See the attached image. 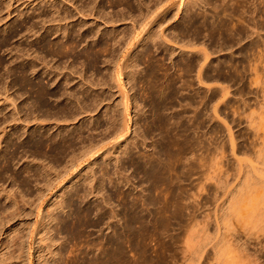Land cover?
<instances>
[{"label":"bare ground","instance_id":"bare-ground-1","mask_svg":"<svg viewBox=\"0 0 264 264\" xmlns=\"http://www.w3.org/2000/svg\"><path fill=\"white\" fill-rule=\"evenodd\" d=\"M67 1L70 2L69 4H72L73 11L70 10L72 8L71 5L69 12L64 11L61 6L60 8L53 5L49 8L47 7L48 9L45 10H33L32 13L35 14L36 12V15L32 16L36 19L30 20L31 18L33 19V17L29 20L24 19V21H22L24 25L23 23L21 24V30H23L22 37L26 40V47L21 48L22 50L17 47V49L7 47L9 48L7 54L10 55L8 67L6 65L7 69L5 71L9 72L11 70L9 67L15 65L22 66V68L20 67V71H18L20 73L18 75L19 79L13 78V81H18L17 83L23 86L25 97L23 98L20 94L19 97L17 96L22 99V105H20L21 107L19 106L20 109L16 107L15 101L17 97L15 101L10 97L12 109L8 111L9 113L3 112L4 109L0 108V114L4 116L3 119L0 120V159H2L3 164L0 165V236L7 235V233H5L7 231L11 234V231L15 229L13 224L16 217L24 215L21 212L23 210V208H20L21 206L24 207V205L27 204L30 206L33 205L34 207L36 206V216L32 222L28 217L22 219L24 223L30 224V231L28 232L27 239L26 234L14 231L10 239H8L10 235L8 234L5 238L0 240V247L3 245L4 249V252L0 254V264H32L33 253L39 252V244L44 240H47V243L44 244L45 247L47 246V250L43 254L39 252V257H42L43 264H125L126 259L124 258L126 257L123 256V253L126 250L124 251L125 247H123V241H125L126 237L121 238L122 236L119 234V231L116 232L118 227L116 229L111 226L113 219L116 224L120 222L117 213L121 210L117 207L119 211L117 210L118 212H116L114 210L116 207H109V204L112 203V199L109 194L107 195V193H105V182L109 185L111 184V187L115 184L124 183L123 185L127 184L129 186L130 184L133 186V190L135 188L139 189V195L137 193L133 194V192L131 196L126 195L125 192V195L123 194V196L118 197L116 194L117 191L114 192L117 198H120L118 200H120L121 205L122 203L126 204L128 202L132 208V210H129L131 211L129 222H127V220L125 222L121 221L118 225L121 224L123 226V224L127 222L126 232H129L127 233L128 235L130 234L129 236H133H131L133 240L129 238L128 242L131 239L133 242H131L132 248L135 252L137 250L136 246H138L137 240L140 230V226L138 225L144 220V218L142 220V215L136 210L137 202H139V206L141 207L146 204H148L147 206L150 204L152 205L153 203L151 201H156L157 203L161 199L164 201L161 202H166L165 204L173 201L171 204L173 205V203H176L177 206H180V204L177 203L179 199H185L188 202L189 199H193L192 202L194 203V200L198 198V202L205 186V178H207L205 182L207 180H213L212 178H214L216 183V185H214L212 181L213 186H216L212 191H216L211 195L212 199H209L211 205L213 202L212 209H209L213 211V214L211 212L212 215L210 213L209 215L204 211L205 213H203L206 215L207 220L202 222L201 219H203V214H201L202 218L197 221L199 217L197 218V215L194 213L196 217H192V215L191 222L189 221V224L187 223L184 225L185 227H187L186 225L189 226L188 230L187 228L185 229L187 230L186 234L184 233L186 235L184 239L186 240L184 241L185 244L182 245H184L185 248L187 247L188 251H190L186 253L187 255L185 257L182 256L184 258V263L182 260V264H204V262H201L202 257L207 259V261H205L206 264H227V262L231 260H237L240 264H258L259 261L262 262L260 258L263 255L259 252L261 249H253L254 251L248 250L250 248H248L244 242H239V240H237L238 237L235 239V233H230L235 225L232 226L234 221L236 224L237 222L240 223L241 221L242 223L245 221L247 224L243 222V226L246 224L251 227L253 224L254 228L256 226L257 230L260 227L259 230L264 231V177H262V175L264 176V169L262 167L260 169L256 167L259 169L258 171H263L262 174L261 172H256V168H254L259 161L264 165V139H258L262 146L259 147L256 145L255 147L257 148L254 149L253 156L258 160V162L257 160L255 162L256 165H251V167L248 166V168L250 167L249 170L238 169L235 171L236 173L234 172V175L230 176L232 177L230 180H227L228 178H226V176L231 170H225L226 172L223 171L221 174L219 173V175L214 172L217 168V161H220L223 156L219 155V157H221L217 159V154L222 152L219 150L216 152L218 149L216 144L218 145V143L209 141L210 139L208 140L209 143L213 142L215 144L210 143V145L212 144L211 146H216L213 148L216 150H214L216 159L214 157L215 155H208L209 158L213 157L210 159L214 162L213 166H210V160L208 163L205 162V160L208 159L205 158L204 160L203 158V153L205 154L206 152L203 150L205 147L203 141L205 139L202 135L208 134L207 131L206 133L203 131L205 128L204 121L206 120L203 118V115L205 113V115L208 114L206 109L210 108L213 114L216 113L219 104L223 103V105H225L227 103L225 97L227 95L226 93L229 94L228 88L231 86L227 81H231L235 78L237 79V72L240 74L239 69L238 71L236 70L237 67H235L236 74L235 71L231 72L233 62L232 64L230 62V64L226 66L225 61L222 62L219 56L210 58L212 54H216V49H218V52L219 50L221 52V49L230 50L233 44H229L228 46L220 45L222 48H220V46H216L215 48L213 45L206 44L205 40L208 42L209 38L205 40L202 39V30L205 28L206 24L208 25L205 18L207 12L206 10L203 12H192L195 6H204L208 0H109L111 6H119L120 9L118 10L117 8V11H115L116 9L113 11L112 7H110L112 11L103 10L102 4L100 3L102 1L107 2L108 0H87V2L85 0ZM20 13L22 14V12ZM77 15H79L80 18L92 16L102 21V24H111L112 27L110 30H108V27L101 29L102 25L99 22L96 21L95 24H92L90 21L88 22V20L82 21L83 18L81 20L79 17V21L77 19L76 21L74 20V22H68L70 18ZM198 17H202L203 19L199 20ZM126 21H129V26H114L117 22H123V24H125L124 22ZM221 21L222 20H219L216 25L213 22L209 27L207 26L209 28L206 29V31H209L208 35L210 33L214 34L216 31H220L221 33L223 31L227 36H230V34L232 36V34H234V29L233 31L232 29L230 30L232 24L228 26V23V25H226L225 22L223 23ZM11 24L9 23L6 26L11 27L13 25ZM190 28H193L192 34L189 33ZM257 30L258 29L255 31V36L259 38L260 41L253 39L256 38L254 36L252 38L253 40L250 41V46L245 48L246 52L249 51L254 56L251 55L252 62H249V60L247 61L248 70L254 74V78L248 76L249 80L252 78V83L259 81L255 61L260 58L264 60V41L261 40V35H259L260 33L257 32ZM19 31L14 26L12 34L16 35ZM213 31L215 32L212 33ZM50 36H53V39H48ZM236 40L239 42L238 38H236ZM81 45L82 49L76 51ZM212 46L215 49L211 48ZM164 51L169 55L167 59L170 61V65L168 66H166L165 63H161V65L155 63L158 58L156 61L152 60V58L154 59L156 56H154L153 52H159L161 56ZM236 53V51L232 50L230 52L231 55ZM231 58L233 57L231 56ZM162 59H164V57ZM244 60H247V58ZM144 62L147 64L145 63L146 65L144 67H139V65ZM240 63H242L241 60ZM172 65L177 69L175 75L168 71L169 68H172ZM159 70H162L163 73L160 71V74ZM243 70L248 71L243 68L241 72ZM251 72L249 74L250 76L252 74ZM241 74L243 76V73ZM241 74L240 76L238 75V78L242 77ZM1 76L2 75H0V77ZM7 76L4 78L5 80L1 78L2 82L0 83V86H2L1 88L5 91L10 89V83L7 81L9 78ZM43 80H46V84ZM223 82H226L228 85H224ZM115 84L116 87H120V89L118 88L119 90L116 88L120 91L118 98L114 97L117 91L114 93L112 90ZM261 84H263V82ZM140 88L143 89V93L146 91L147 95L144 93V97H141ZM17 89L15 94L20 90L18 87ZM187 90H190V94H187V92L185 93ZM238 91L241 93L240 90ZM47 99H51L52 103H48ZM242 99L241 102H244V99ZM146 102H148V108L151 112V119H149L150 116L148 112H146L148 109L145 108L147 107L145 106ZM174 103L180 108L176 109L178 106L175 107ZM262 104L264 105V102ZM263 105L257 107H262L263 109ZM188 107H192L191 116L190 112L189 115H187L188 113L184 115ZM233 109L238 110L237 107H233ZM167 110H170L169 114L165 112ZM239 111L236 113H234L235 111L232 112L234 114L238 113L237 116H239ZM251 112L254 114L253 110ZM146 113L149 117H145ZM18 114H20L19 117ZM217 114H215L216 118L218 116ZM258 114H254V118L255 115ZM215 115L213 116L214 118ZM210 116L213 119L211 113ZM142 117L145 118L142 119ZM257 117L260 118V114ZM185 118L187 121H192L194 132L191 133L196 134L191 136V138L188 134V136L185 135L187 127L182 121L183 119L185 120ZM261 118L258 120H262ZM20 119V122L23 123H21L22 126L17 123H9L13 120L19 121ZM249 119L252 120H249V124L256 130L253 125L257 120L252 119L251 116ZM253 120L256 121L254 124L252 123V125L251 122H253ZM223 121L225 120L220 122ZM259 122H257V125L261 123ZM224 124H226V122ZM8 125L9 129L5 131ZM154 125H156L157 128H155L156 126ZM171 125H173V127ZM227 126L229 127V125ZM228 127L227 129L231 130L230 128L232 127ZM155 130L158 132H154ZM231 135L230 138H232ZM254 135L256 134L254 133ZM258 136L257 134V138ZM148 138L153 140L151 141ZM254 138L257 139L256 137ZM13 140H18L16 142H18L19 145L17 146V143ZM147 140L151 142L147 143ZM230 141L232 142V139ZM138 144L143 147L142 153L139 154L138 151H133ZM233 144L232 142L230 146ZM221 146L222 145H219L218 147L220 148ZM20 147L22 150H20ZM167 147L168 149L170 148L171 151H168ZM8 148L10 150H8ZM18 148L21 151L19 157L18 155L20 152L18 153ZM147 148L149 149L147 150ZM231 148H233V146ZM251 149L253 150V146ZM131 151L135 152L134 154H137L138 157L142 159L138 161L139 158H135L136 160H134L132 155H129V157L126 156V158H128L127 161L132 167L134 165V169L141 174L138 179L139 181L137 184L135 183L136 185L133 183L135 178L133 181L131 179L133 175L127 174L126 168L129 164L127 162L128 165H125L126 162L124 161V156L128 155V153L130 154ZM233 153L231 152V155H233L232 157L235 159L237 155ZM190 158L193 159L194 162L191 161ZM255 158L252 160L254 161ZM237 159L238 161H236V159L235 161L238 164L239 158ZM252 160L250 159V161ZM218 163L222 162L220 161ZM11 164L15 172L13 171V173L10 172L12 174H8V166ZM259 164L258 167L261 166ZM192 167L194 169L196 168V171H193L197 174V177L195 176L196 182L193 180L195 191L192 193L190 192L191 194H187L186 196H183L180 191L171 193L173 189L171 190V187L169 189V187L167 188L166 186L171 183L173 187L174 183L180 184L183 182L181 177L184 175L187 176L189 171L193 169ZM206 167L207 169L210 167L211 169L215 168V170L213 169L214 171H210L211 169H209L207 171ZM218 167L217 169H220L222 166L219 165ZM182 168L183 170H181ZM234 169L236 170V168H233L231 171L232 173ZM250 169L252 170L250 171ZM209 171L216 175L214 177L207 176L211 174ZM252 171L255 173L254 175ZM172 172H175V174L173 175ZM194 172L193 174H195ZM207 172L209 174H207ZM232 173L229 172V175ZM259 173L262 175H258ZM137 174H134L136 180L137 176H139ZM223 175L224 177H222ZM208 177L210 179H208ZM190 178L189 180L191 181ZM148 181H150L151 184L149 189L147 187L149 183L146 185ZM172 182L174 183L172 184ZM161 183H165L166 186L165 184L163 185L171 190V192H169L172 194L171 196H169V193L166 195L167 190L166 194L163 192L162 195H159L160 190L162 189V192L164 187L160 186V190L158 189V185ZM191 183L193 182L191 181ZM69 185H72V187L69 188ZM180 185L181 187H178ZM180 185H176L175 189L181 188L182 190L183 187L187 188V185L185 186L182 183ZM31 187L34 189L33 194H30L29 191ZM151 188H153V190L158 189L159 194H157L158 191L154 190L156 193L153 192V194L148 195L147 192ZM185 188H183L182 191H184ZM189 188L191 189L190 186ZM186 190L185 192L187 193ZM118 191L121 192L119 189ZM47 195L50 196V198H44ZM74 196L77 199L79 198L80 201L78 203H81L75 216H73L74 219L70 221V223L63 224L65 218L61 217L57 211L61 210L64 212V208L66 207L71 210V204L73 203H71V200ZM52 197L54 198L51 201ZM114 197L115 196H113V198ZM117 198L115 197V199ZM6 200L11 202L13 209L9 210L10 204L7 203L9 206L5 205ZM49 201L51 202L48 203ZM43 202L47 205L44 211H42L43 206H40ZM89 204H93V208L96 209L94 215L97 216L95 222L98 225L100 222H103L102 218L104 215H107L108 220L104 221L103 224H105V230L111 229V233L107 234L105 238L102 236V238L96 237V239H93V235L91 236L92 238L89 236L90 233H87V235H85L86 233H82L83 231L81 229L85 230L84 228L90 226L89 224L87 225V219L92 210ZM208 204H206L207 207ZM103 205L105 207L108 206L109 210L108 208L104 210L102 207ZM167 205H165V207L168 209L169 206ZM165 207L164 209L161 208L162 211L166 210ZM202 207L203 206H201V208ZM176 208L177 207L173 209L175 210ZM128 209L130 208L128 207L127 210ZM158 209H160V207ZM173 209L171 208V210ZM178 209L179 208H177V210ZM192 209L191 211L193 212ZM129 211L127 212L130 213ZM148 212L149 214L151 213L149 210ZM192 212L190 213L192 214ZM199 212H197L198 215L200 214ZM162 213L164 218L155 212V214L162 219H166V215H164L166 213ZM190 213L189 215H191ZM121 215L123 214L121 213ZM201 215L199 216L201 217ZM173 216L174 215L170 218H173ZM179 216H181V214ZM166 217L168 218V215ZM146 218L147 217H145V219ZM206 218H204V220ZM233 218H238V220L236 221V219H234L232 222ZM240 218H242V220H240ZM166 220L162 221L165 222ZM210 221L213 222L211 223L213 227H210L212 233L209 234L208 227L210 225L208 223ZM148 222H146V224ZM198 222H202V229L205 232V236L199 232L198 227L201 225H198ZM96 223L94 224L93 222L94 225H96ZM113 227H116V225ZM154 228L156 229V227ZM194 228H198V232H195ZM62 229L71 231L72 235H74L72 239H75L74 244L77 240L76 245L79 247L82 246L83 250L80 251L78 246L76 249V245L73 246L74 244L70 246L71 248L73 246V249L70 247V249H66L67 247L64 248L65 245L63 246V244L66 243L67 236L65 237V234L61 235ZM147 229L148 228H146V230ZM207 231L208 233H206ZM41 232V237L37 240L36 236H39ZM199 233L202 238L199 237ZM257 233H259V231ZM198 238H201L202 241H198ZM80 242L82 243L80 244ZM75 250H79L82 253L80 258L77 257L78 254L75 256V253H73L76 252ZM184 251H187V249L183 250V252ZM183 252L181 254H185ZM90 253L92 254L91 256H89ZM71 254L72 256H70Z\"/></svg>","mask_w":264,"mask_h":264},{"label":"rangeland","instance_id":"rangeland-1","mask_svg":"<svg viewBox=\"0 0 264 264\" xmlns=\"http://www.w3.org/2000/svg\"><path fill=\"white\" fill-rule=\"evenodd\" d=\"M86 2H87V0H85ZM107 1V0H106ZM47 2V3H46ZM66 2V3H65ZM108 2V3H107ZM107 2H101L100 4H102V8H103V10L104 11H110L112 8V10L114 11V9H116L115 11H117V8H118V10L120 9L119 8V6L118 5H113V6H111V4H110V2H109V0L107 1ZM261 2V3H260ZM70 2L69 1H63V0H0V75H2L1 77H0V83L2 82V79L1 78H6V76L10 79H8L7 81L10 83L9 85H10V89H8V91H5L3 88H1L2 86H0V108L1 109H4L3 110V112H8V111H10L11 109H12V102L10 101V97H11V99H14V101L16 100V97L18 96L19 97V94L20 95H22V97L24 98L25 97V94L23 93V86H20L17 82H14L13 81V78L14 79H19V72L18 71H20V67L22 68V66L21 65H15V66H13V67H9L11 70L9 71V72H6L5 70L7 69V67H8V62H9V55L10 54H7L8 53V49L9 48H13V49H20V50H22L21 48H23V47H26V40H24V37H22V34H23V30H21V27H22V21H24V19L25 20H29L31 17H33L34 15H36V12H35V14H33L32 12H33V10L34 11H38V10H41V9H48L51 5H53V6H55V7H62V9L64 10V11H68L69 12V8H71L70 10L71 11H73V6H72V4H69ZM221 3V4H220ZM57 4V5H56ZM70 5H71V7H70ZM225 5V6H224ZM252 5V6H251ZM46 6V7H45ZM118 6V7H117ZM48 7V8H47ZM60 7V8H61ZM110 7H112V8H110ZM120 7H122V6H120ZM203 7V8H202ZM224 7V8H223ZM30 8V9H29ZM40 8V9H39ZM106 9V10H105ZM111 10V11H112ZM206 10V12H207V14H206V16H205V18H206V21H207V23H208V25L206 24V26H205V28L202 30L203 31V33H201V37H203L202 39L203 40H205V39H208V42H207V40H205L206 41V44L207 45H213L215 48H216V46H222V45H229V44H233V47H231L230 48V50H226V49H221V52H220V50H219V52H218V49H216L217 51H216V54L214 55V54H212V56H210V58H215V57H217V56H219L221 59L220 60H222V62L223 61H225V63H226V66H227V64L229 65L230 64V62H231V64H232V62H233V67L231 68V72H234L235 71V74H236V70L238 71V69H239V72H240V74L241 73H243V76H242V74H241V76L242 77H240V78H238L239 76H240V74H238V72H237V79L235 78V79H232L231 81L233 82H231V81H227V82H229L228 84H230L231 86L228 88V92H229V94L228 93H226L227 95H226V97H225V99L227 100V103L225 104V105H223V103L222 104H219L217 107L219 108H217V110H216V113H213L214 115L215 114H217L218 116H217V118H216V115H215V118L213 117L214 115L212 114V111L210 110V108H208V109H206L207 110V113L209 114H207V115H203V118L204 119H206L205 121H204V124H205V128H204V126H203V128H204V132L206 133V131H207V133L208 134H204V135H202L203 136V138L205 139L203 142H204V151L206 152L205 154L203 153V158H204V160H205V158H207L208 160H205V162H208L211 158H213V157H210L209 158V154H211L210 156H214L215 157V159H216V153L214 152V150L215 149H213L214 147H216L217 146V151L216 152H218V150L221 152L220 154H217V159H219L222 155V158H221V162L222 163H218V162H220L219 160L217 161V168H219L218 166L220 165V166H222V167H220V169H217L215 166V168H216V171H214L215 170V168H212L211 169V167L210 168H208L207 169V167H206V169H207V171L209 170V169H211L210 171H214L216 174L218 173V175H219V173L221 174V172H223V171H229V170H231L232 171V169L233 168H236V170L234 169L233 170V173L231 172V171H229L230 173H232L231 175H229V172L227 173V176H226V178H228L227 180H230V178L232 179V177H230V176H232V175H234L236 172L235 171H237L238 169H243V170H249V168L251 167V165L252 166H255L256 165V158L253 156L254 154V149L255 148H257V147H255L256 145L257 146H259V147H261L262 146V144H261V142L259 141V140H262V139H264L263 137H264V107H263V109H262V107H257V106H262L263 104V102H264V92H262V91H264V81H263V78H264V60H263V58H260V59H258V60H256L255 62H256V68H257V70H258V80L260 81H258V82H253L252 83V78H250V80H249V77H253V72H251V71H249L248 70V60H249V62H252V54H251V52H249V51H245V48L247 47V46H250V41L251 40H253V39H255V40H259L260 41V39L259 38H257L255 35V31H256V29H258L257 30V32H259L260 34L259 35H261L260 37H261V40L262 41H264V0H208V2L204 5V6H195V8H194V11L192 12V13H195V12H203V11H205ZM232 10V11H231ZM62 11V10H61ZM70 11V12H71ZM216 11V12H215ZM252 11V12H251ZM20 12H22V14L20 13ZM19 13V14H18ZM210 13H212V14H210ZM18 14V15H17ZM31 14V15H30ZM216 14V15H215ZM222 14V15H221ZM247 14V15H246ZM255 14V15H254ZM25 15V16H24ZM33 15V16H32ZM183 15V14H182ZM219 15V16H218ZM226 15H227V17H226ZM253 16V17H252ZM79 17V15H77V16H75V17H73V18H70L69 19V21L68 22H74V20L76 21L77 19H78V21L81 19L82 20V18H83V20L82 21H87L88 20V22L90 21L92 24H95V22L97 21V22H99L101 25H102V27H101V29L103 28H107L108 27V30H110V28L112 27V25L111 24H102L101 22L102 21H100L99 19L97 20V18H94V17H92V16H86V17H82V18H78ZM255 17V18H254ZM34 19H36V18H34L33 17V19L31 18L30 20H34ZM90 19V20H89ZM198 19L199 20H202L203 18L202 17H198ZM219 20H222L221 22H225V24L226 25H228V26H230L231 24L233 25H231L230 27H232V28H230V30L232 29V31H233V29H234V34H232V36H231V34H230V36H227V34L225 33V32H223L222 31V33L219 31H213L212 33H214V34H209L208 35V33H209V31L207 32L206 31V29H209L208 27H209V25H211L213 22L215 23V25L218 23V21ZM225 20H227V21H225ZM11 21H12V24L15 26V28L16 29H18V31L19 30H21V31H19L16 35H13L12 34V31L14 30V26L11 24ZM14 21V22H13ZM211 22V23H210ZM11 24L10 26L11 27H8V26H6L7 24ZM91 23H89V24H91ZM125 24H123V22L121 23V22H117V23H115L114 24V26H119V27H123V26H129V21H126V22H124ZM228 23V24H227ZM3 24H4V26H3ZM21 26H20V25ZM117 24V25H116ZM123 24V25H122ZM255 24V25H254ZM23 25H24V23H23ZM255 27H254V26ZM257 25V26H256ZM208 26V27H207ZM2 27V28H1ZM249 27V28H248ZM4 28V29H3ZM12 28V29H11ZM236 29V30H235ZM250 33H249V32ZM5 32V33H4ZM192 32H193V28H190V30H189V33L190 34H192ZM231 32V31H230ZM232 32V33H233ZM243 32H245V33H243ZM219 33V34H218ZM237 33H238V35H237ZM10 34V35H9ZM226 34V35H225ZM250 34V35H249ZM252 34V35H251ZM243 35V36H242ZM249 37H248V36ZM256 37V38H253V37ZM200 37V38H201ZM226 37V38H225ZM238 38V40H239V42H237V40H236V38ZM53 39V36H50V37H48V39ZM213 38V39H212ZM253 38V39H252ZM214 39H215V41H214ZM225 39V40H224ZM213 41V42H211V41ZM218 40V41H217ZM210 41V42H209ZM221 43V44H219V43ZM228 42V43H227ZM237 43V44H236ZM6 44V45H5ZM243 45V46H242ZM211 47V48H214V47ZM220 46V48H222ZM7 47H9V48H7ZM17 47V48H16ZM82 47V45L81 46H79L77 49H76V51L77 50H80V49H82L81 48ZM217 47V48H218ZM224 47H226V46H224ZM243 47V48H242ZM214 48V49H215ZM209 49V48H208ZM229 49V48H228ZM210 50V49H209ZM231 50L232 51H236L237 53L236 54H233V55H231L230 54V52H231ZM218 52V53H217ZM247 54H246V53ZM157 53V54H156ZM7 54V55H6ZM153 54H154V59L152 58V60L154 61H156V59H157V61L155 62V63H159L158 65H161V63H165L166 64V66H168V65H170V61L167 59V57H169V55H168V53L167 52H163V54L160 56V54H159V52H153ZM159 54V55H158ZM158 55V56H157ZM167 55V56H166ZM233 57V58H231V56ZM244 55V56H243ZM246 55H247V57H246ZM252 55V56H251ZM161 58H160V57ZM164 57V59H162ZM247 58V60H244V59H246ZM254 57V56H253ZM249 58V59H248ZM232 59H234V60H232ZM162 60V61H161ZM226 60H227V62H226ZM228 60H229V63H228ZM230 60H232V61H230ZM240 60H241V62L242 63H240ZM244 60V61H243ZM159 61H161V62H159ZM254 62V61H253ZM146 62H144V63H141V65H139V67H144L146 64H145ZM215 63V62H214ZM239 64V65H238ZM6 65H7V67H6ZM225 65V64H224ZM235 65V66H234ZM99 66V65H98ZM243 66V67H242ZM245 66V67H244ZM164 67V66H163ZM171 67V66H170ZM235 67H237V69L235 68ZM245 69V70H248V71H242L241 72V69ZM175 71H174V70ZM226 69V68H225ZM234 69V70H233ZM236 69V70H235ZM4 70V71H3ZM176 67H174L173 65H172V68H169V73H171L172 72V74H176ZM162 72V70H159V72ZM6 72V73H5ZM161 72H160V74H161ZM250 72L252 73L251 74V76L249 75L250 74ZM163 73V72H162ZM261 74V75H260ZM10 75H11V77H10ZM239 75V76H238ZM18 76V77H17ZM247 76V77H246ZM249 76V77H248ZM261 76H262V78H261ZM260 77V78H259ZM242 78V79H241ZM254 78V77H253ZM12 79V80H11ZM5 80V79H4ZM242 80V81H241ZM239 81V82H238ZM43 82L46 84V80H43ZM251 82V83H250ZM263 82V84H261ZM236 83V84H235ZM16 84V85H15ZM223 84L224 85H228L226 82L224 83L223 82ZM14 85V86H13ZM195 86V85H194ZM17 87L18 88H20V90H19V92L17 93V94H15L16 93V90H18L17 89ZM119 88L120 89V87H116V84H115V87L114 88H112V90H113V92L115 93L116 91V93H115V95H114V97H116V98H118L119 97V95L118 94H120L119 92L120 91H118L117 89ZM144 88V87H143ZM236 88V89H235ZM141 90H140V93L142 94V96L141 97H144L143 96V94L145 93L146 95H147V93H146V91H144V93H143V89L142 88H140ZM258 89V90H257ZM3 90V91H2ZM238 90H240L241 91V93H239V91ZM189 91V92H188ZM234 91H235V93H234ZM12 92V93H11ZM187 92V94L189 93L190 94V90H187V91H185V93ZM243 92V93H242ZM210 93V92H209ZM209 93H207V94H209ZM239 93V94H238ZM6 94H8V95H6ZM11 94V95H10ZM192 94V93H191ZM244 94V95H243ZM16 95V96H15ZM181 95V94H180ZM229 95V96H228ZM6 96H8V97H6ZM182 96V95H181ZM180 96V97H181ZM241 96V97H240ZM17 97V100L15 101V103H16V107H18V109H20V105H22V99H21V97L20 98H18ZM238 97V98H237ZM9 98V99H8ZM228 98V99H227ZM244 99V102L242 103L241 102V99ZM242 99V100H243ZM247 99V100H246ZM235 100V101H234ZM263 100V101H262ZM47 101H48V103H52V100L51 99H47ZM237 101V102H236ZM235 102V103H234ZM259 103V105H258V103ZM148 102H146V105L145 106H147V107H145L146 109L149 107L148 106V104H147ZM232 103H233V105H232ZM236 103H239V104H236ZM241 103H242V105H241ZM245 103H247V104H245ZM255 103V104H254ZM143 104V103H142ZM175 105V107H177L178 105L176 104V103H174ZM235 104V105H234ZM244 104H245V106H244ZM14 105V104H13ZM240 105V106H239ZM20 106V107H19ZM224 106V107H223ZM232 106V107H231ZM251 106V107H250ZM264 106V105H263ZM233 107L234 108H236L237 107V109L238 110H236V109H233ZM241 107V108H240ZM242 107H243V109H242ZM248 107V108H247ZM253 107V108H252ZM23 108V107H22ZM144 108V109H145ZM180 107L178 106V108H176V109H179ZM232 108V109H231ZM253 110V112H254V114H260V118H261V116H262V120H258V119H260L259 117H257V116H259V114L258 115H255V118H254V114L251 112L252 110ZM145 109V110H146ZM224 109V110H223ZM241 109V110H240ZM249 109V110H248ZM254 109H255V111L256 110H258V111H254ZM190 110V111H189ZM213 110V109H212ZM235 111L234 113H236L237 111H239V116H237V114H234L232 111ZM262 110H263V112H262ZM169 111L170 110H167V111H165L166 113H168L169 114ZM261 111V112H260ZM146 112H148V115L150 116H148L147 115V113H146V115H145V117L146 116H148L149 117V119H151V112L149 111V108L146 110ZM189 112H190V116L192 115V107H188V108H186V111H185V114L184 115H186V113H188L187 115H189ZM206 112V111H205ZM222 112V113H221ZM232 112V113H231ZM9 113V112H8ZM210 113H211V115H212V117H213V119L211 118V116H210ZM228 115H227V114ZM251 115H250V114ZM21 114V113H20ZM20 114H18V117H19V115ZM226 114V115H225ZM234 114V115H233ZM250 115L251 116V118L252 119H256L255 121L253 120V122H251V124L253 123L254 124V122H255V124L253 125L255 128H256V130L254 129V128H252L251 127V125L249 124L250 122H249V120H251V119H249L250 118V116H248V115ZM253 114V115H252ZM263 114V115H262ZM247 115V116H246ZM8 118H10L8 115H6ZM221 118H220V117ZM236 116V117H235ZM3 117L4 116H2L1 114H0V120H2L3 119ZM6 117V118H7ZM144 117V118H145ZM143 117H142V119H144ZM152 118H153V116H152ZM219 118H220V120H219ZM15 119H16V117H15ZM190 119V118H189ZM234 119H235V121H234ZM219 120V121H218ZM222 120H225V121H223L224 123L226 122V124H224L223 122H220V121H222ZM248 120V121H247ZM21 121V119L18 121H10L9 123L10 124H14V123H17V124H21L22 122H20ZM183 122H184V125L187 127V130H186V132H185V135H189L190 136V138H191V136H193L194 134H192L191 132H194V130H193V125H192V121L190 122L189 120L187 121V119L185 118V120L183 119L182 120ZM218 121V122H217ZM252 121V120H251ZM261 123H260V122ZM182 122V123H183ZM217 122V123H216ZM220 122V123H219ZM228 122V123H227ZM257 122H259L258 124L259 125H257ZM263 122V123H262ZM8 123V124H9ZM191 123V124H190ZM209 123V124H208ZM248 123V124H247ZM23 124V123H22ZM22 124H21V126H22ZM188 124H189V126H188ZM219 124V125H218ZM263 124V125H262ZM30 125H32V124H30ZM191 125V126H190ZM227 125H229V127H232V128H230L231 130H229V129H227ZM255 125H257V126H255ZM2 126V125H1ZM15 126V125H14ZM20 125H19V127H21ZM154 126H156V125H154ZM172 127H173V125H171ZM170 126V127H171ZM216 126V127H215ZM220 126V127H219ZM190 127V128H189ZM191 127H192V130H191ZM226 127V128H225ZM228 127V128H229ZM259 129H258V128ZM155 128H157V126L155 127ZM209 128V129H208ZM220 128V129H219ZM250 128V129H249ZM9 129V125L7 126V129L5 130V131H7ZM21 129H22V127H21ZM206 129V130H205ZM158 130H159V128H158ZM211 130H213V131H211ZM227 130V131H226ZM232 133V135H231V133L229 132V131ZM258 131V132H253V131ZM210 131V132H209ZM154 132H158L157 130H155ZM228 132V133H227ZM252 132V133H251ZM254 133L256 134V135H254ZM261 133H263V134H261ZM192 134V135H191ZM212 134V135H211ZM214 134V135H213ZM217 134V135H216ZM232 136V138H230V135ZM257 134L259 135L258 136V138H257ZM187 135V136H188ZM196 135V134H195ZM209 135H211V136H209ZM227 135V136H226ZM251 135H252V137H251ZM205 136V137H204ZM229 136V137H228ZM234 136V137H233ZM260 136H261V139H260ZM157 137V136H156ZM210 137V138H209ZM228 137V138H227ZM244 137V138H243ZM254 137H256L257 139H255ZM203 138H202V140H203ZM234 138V139H233ZM253 139V141H252V139ZM14 139V138H13ZM149 140H153V139H150V138H148ZM207 139V140H206ZM210 139V140H209ZM232 139V142L235 144V146H234V144L232 145L233 146V148H231L232 146H230L231 145V140ZM259 139V140H258ZM149 140H147L146 142L147 143H149V142H151V141H149ZM214 141V143H218V145L216 144V146H211L210 145V143H213V142H210L209 143V141ZM254 140H256V141H254ZM14 142H16V141H18V140H13ZM225 141V142H224ZM235 141V142H234ZM264 141V140H263ZM259 142H260V144H259ZM17 144V146L19 145L18 144V142H16ZM209 143V144H208ZM213 143V144H214ZM254 143V144H253ZM264 143V142H263ZM224 144V145H223ZM140 144H138V146L136 147V148H134V150L133 151H138V154L139 153H142V151H143V147H141V146H139ZM208 145H210V146H208ZM215 145V144H214ZM219 145H222L220 148H221V150H220V148L218 147ZM253 146V150L251 149L252 148V146ZM251 147V148H250ZM141 148H142V150H141ZM149 148H147V150H148ZM151 149V148H150ZM167 149H168V147H167ZM170 149V148H169ZM168 149V151H171V149L169 150ZM206 149H207V151H206ZM208 149H209V152H208ZM251 149V150H250ZM8 150H10L9 148H8ZM7 150V151H8ZM20 150H22V148L20 147ZM19 150V148H18V153H19V155H18V157L20 156V154H21V151ZM133 151H131L130 152V154L128 153V155H125L124 156V158L126 159H124V161L126 162L125 163V165L127 164V159L128 158H126V156L127 157H129V155H132V157L134 158V160H136V159H138L139 157H138V155L136 154H134L135 152H133ZM224 151V152H223ZM233 153V154H235V155H237V156H239V157H237V158H239V162H238V164H237V162L236 161H238V159L235 157V159H236V161H235V159L232 157L233 155H231V152ZM208 152V153H207ZM212 152V153H211ZM132 153V154H131ZM169 153V152H168ZM229 153V154H228ZM207 154V155H206ZM134 155V156H133ZM219 155H221L220 157H219ZM225 155V156H224ZM206 156V157H205ZM136 158V159H135ZM230 160H229V159ZM255 158V160L253 161L252 159H254ZM191 159V158H190ZM233 159H234V161H233ZM242 161H241V160ZM250 159L252 160V161H250ZM139 160H142V159H138V161ZM191 161H193V159H191ZM213 161H214V159H213ZM215 161V162H216ZM224 161V162H223ZM241 161V162H240ZM194 162V161H193ZM204 162V163H205ZM210 162V163H209ZM208 163L210 164V166H213V163L214 162H212L211 160L209 161ZM236 162V163H235ZM257 162H258V160H257ZM260 162V161H259ZM259 162L257 163V165L254 167V168H263L264 169V165L260 162V164H259ZM20 163H22V162H20ZM188 163V162H187ZM212 163V164H211ZM239 163H240V165H239ZM243 163V164H242ZM247 163V164H246ZM129 164V165H128ZM128 167L126 168V166H125V168H126V172H127V174H132L133 176H134V174H137L138 173V171H136V169H134L135 168V166L133 165V167H132V165L128 162ZM244 165V166H242V165ZM258 164L259 165H261V166H259L258 167ZM0 165H3L2 164V159H0ZM248 166H250L249 168H248ZM134 170V172H133V170L131 169V168ZM12 168V169H11ZM131 170H130V169ZM193 168V167H192ZM253 168V167H252ZM256 168V172H261V171H258L259 169H257ZM8 174H12L13 173V171H14V169H13V166H12V164L11 165H9L8 166ZM196 169V168H195ZM194 168L193 169H191L190 171L192 172L193 170H195ZM214 169V170H213ZM224 169V170H223ZM10 170H12V171H10ZM181 170H183V168L181 169ZM252 169H250V171H251ZM132 171V172H131ZM171 171H174V170H171ZM170 171V172H171ZM189 171V173L187 174V176L186 175H184V176H182V174H181V178H182V181L183 182H185L186 180V182L185 183H183V182H181L182 184H184L185 186L187 185V188H185V187H183V188H185V190L187 191V193L185 192V190L184 191H182L183 190V188H182V190H181V188H177V189H175L176 188V185H180V184H175L174 182H172V184L174 183V186L172 187L171 186V183L169 184V185H167L166 186V184L165 183H161V184H159L158 186V189L160 190V186H164L163 184H165V186L168 188L169 187V189H170V187H171V190L173 189V191L171 192V190H169V189H167L165 186V189H164V187H163V191L161 192V190H160V194H159V190L158 189H154V190H156V191H158L157 192V194H159V195H162V193L163 192H165V194H166V190H167V194L166 195H168V193L169 192H171V193H173V192H177V191H180L181 193H182V195L184 196H186L187 194L188 195H190L193 191H195L194 189H195V186H194V181L193 180H195V178L197 177L196 175V173L195 174H193V172H192V174L194 175H192L191 174V172ZM196 171V170H195ZM209 171V173H211ZM225 171V172H226ZM254 171H255V169H254ZM10 172H12V173H10ZM15 172V171H14ZM235 172V173H234ZM263 172V171H262ZM261 172V173H262ZM208 172H207V174H209ZM172 174L174 175L175 174V172H172ZM178 174V173H177ZM216 174H214V173H211V174H209V175H207V176H212V177H214ZM226 174V173H225ZM252 174L254 175L255 173H253V171H252ZM263 174V173H262ZM261 174V175H262ZM137 175H139V176H137V180H136V176H132L131 177V179H132V181H133V179H134V181H133V183L135 184H137V182L139 181L138 179L140 178V175L141 174H137ZM192 175V177L190 178V176ZM256 175H257V173H256ZM258 175H260V173L258 174ZM260 175V176H261ZM196 176V177H195ZM206 176V175H205ZM185 177H186V179H185ZM194 177V178H193ZM208 177V179H210ZM211 177V178H212ZM222 177H224V175L222 176ZM262 177H264L263 175H262ZM189 178L191 179V181L193 182V183H191V181L189 180ZM205 179H207V178H205ZM205 179H204V183H205V186H204V189H203V192L201 193V195H200V197L202 198V200H201V198H200V200L202 201H198L197 202V200H198V198H197V200L195 201L194 200V203L192 202L193 201V199L191 200V199H189V202L188 201H186L185 199H179L178 201H177V203H179L180 204V206H177V204L176 203H173V205L171 204L172 202H169V203H167V204H169V205H167V204H165V203H163L164 201L161 199L160 201H158L157 203H156V201H151L153 204L150 206H147L148 204H146V205H143V207H141V206H139V202H137V204H136V206H137V211L140 213V215H142V220H143V218H144V220L140 223V225H138V226H140V230H139V233H138V240H137V242H138V246H136L137 247V250L134 252V249L132 248L133 246H132V241H131V239L133 240V238H131V236H129L127 233H129V232H126V224H127V222H129L128 220H129V217H130V214H131V211H129V210H132V208H131V206H130V203H122V205H121V202H120V200H118V199H120V198H117V196L119 197H121V196H123V194L126 192V195H129V196H131V194L133 193V194H135V193H137L138 195H139V189L137 188H135L134 190H133V186H131L130 184H129V186L126 184V185H123L124 183H119V184H115L114 186H112L111 187V184L109 185L107 182H105V185H104V187H106L104 190H105V193H107V195L109 194V196L111 197V202L113 203H110L109 204V207H113V208H120V210L121 211H123V212H121V211H119V209L117 208H115L114 210L116 211V212H118L117 213V216L119 215V216H121V217H119L118 216V218H120V222H118V223H121V221H126L127 220V222H126V224L124 225L123 224V222H122V224H123V226L121 225V224H119L118 225V223L116 224V222H115V220L113 219L112 221V228H116L117 229V227H118V229L116 230V232L117 231H119V234H121V238H125V241H127V242H125V241H123V247H125L124 248V253H123V256L124 257H126V258H124V259H126L125 260V264H182V260H183V263H184V258L183 257H185L187 254L186 253H189V251H188V248L186 247L185 248V246L184 245H182V244H185V240L186 239H184V238H186V231L188 230V226L189 225H186L187 227H185L184 225L185 224H189L191 221L190 220H192V217H196L195 216V214L197 215V218L199 217V219H197V221H199L200 220V218H202V215L201 214H203V219H201V221L202 222H204V221H206L207 220V218H206V215L204 214L205 212H206V214H211V212H212V214H213V211H211V210H209V209H212L211 207H213L212 205H213V202H212V205H211V203H210V200L209 199H212L211 198V195L212 194H214L215 193V191L216 190H214V192L212 191L214 188H216V186H213V183H214V185H216V183H215V179L214 178H212L213 180H207L206 182H205ZM189 180V181H188ZM212 181H213V183H212ZM195 182H196V180H195ZM148 183H149V185H148ZM135 184V185H136ZM74 185V184H73ZM146 185H148L147 187H148V189L151 187V184H150V181H148L147 182V184ZM191 187V189L189 188V186ZM109 188H108V187ZM72 187V185H69V188H71ZM178 187H181V185L180 186H178ZM189 188V189H188ZM117 189V190H116ZM118 189L119 190H121V192H119L118 191ZM130 189V190H129ZM153 190V188H151L147 193H148V195H151V194H153V192H155L156 193V191H154ZM169 190V191H168ZM189 190V191H188ZM29 191H30V194H33L34 193V189L31 187L30 189H29ZM117 191V192H116ZM114 192H116V194H117V196H116V194L114 193ZM119 192V193H118ZM189 192V193H188ZM191 192V193H190ZM120 193H121V195H120ZM171 193H169V196H171L172 194ZM115 194V195H114ZM136 194V195H137ZM125 195V194H124ZM135 195V196H136ZM147 195V196H148ZM113 196H115L117 199H115V197L113 198ZM133 196V195H132ZM25 198H27V197H25ZM44 198H50V196H45ZM54 197H52L51 198V201H52V199H53ZM78 200V201H77ZM92 200V199H91ZM116 200H118V201H116ZM51 201H49L48 203H50ZM80 200H79V198L77 199L75 196L72 198V200H71V210L69 209V208H64V212H62L61 210H58L57 212L59 213V215L61 216V217H63V218H65V222H63V224L64 223H70V221H72L73 219H74V217L73 216H75V214H76V211H77V209H78V207H79V205H80V203H78ZM161 201H163V202H161ZM186 201V202H185ZM10 201H8V200H6L5 201V205H8V204H10L11 206H9V210L10 209H13V205L11 204V202L9 203ZM150 202V203H151ZM161 202V203H160ZM174 202H176V201H174ZM200 202H201V204H200ZM8 203V204H7ZM115 203V204H114ZM164 205H163V204ZM195 203H197V204H195ZM209 203V204H208ZM112 204V205H111ZM120 204V205H119ZM158 204H159V206H158ZM161 204V205H160ZM171 204V205H170ZM188 204V205H187ZM205 204V205H204ZM206 204H208V207H210V208H208L207 206H206ZM18 205V204H17ZM19 205L21 206V204L19 203ZM74 205V206H73ZM89 205H91V206H89L92 210H91V213H90V216L88 217V219H87V225L89 224L90 226H85L86 228H84L85 230H83V229H81L83 232L82 233H86L85 235H87V233L89 234L90 233V237L93 235V239H96V237L97 238H99V237H101L102 238V236L105 238V236L107 235V234H109V233H111V229H107V230H105V224H103V222L104 221H106V220H108V218H107V215H104V217L102 218V221L103 222H100L99 223V225L95 222L96 221V219H97V216L96 215H94V213H96V212H94V211H96V209H94L93 208V204H89ZM116 205V206H115ZM119 205V206H118ZM125 206V209H124V206ZM140 205H141V203H140ZM157 205V206H156ZM165 205H167V206H169L168 207V209H167V207H165ZM176 205V206H175ZM40 206H43L42 207V211H44L45 210V208H46V204L43 202V203H41V205ZM88 206V205H87ZM192 206V207H191ZM201 206H205L204 208L202 207L201 208ZM12 207V208H11ZM36 207V206H35ZM33 205L32 206H30L29 204H27V205H24V207H20V208H23V210L21 211L22 212V214H24V215H20L19 217H16V219H15V221H14V224H13V226H15L14 228L15 229H13L12 231H11V234L15 231V232H17V231H19V232H21V233H23V234H26V239L28 238V232L30 231V229H29V225L30 224H26V223H24V221L22 220V219H24V218H27L28 217V219H30L31 220V222L34 220V218H35V216H36V208H35ZM103 207V209L104 210H107V208H108V206H102ZM111 207V208H112ZM130 208V209H128L127 210V208ZM148 207V208H147ZM160 207V209H158ZM164 207L166 208V210H163L162 211V209H164ZM175 207H177V208H179L180 210H183V211H180L179 209L177 210V208L174 210L173 208H175ZM198 208V210H197V208ZM153 208H155V209H153ZM156 208H157V210H156ZM162 208V209H161ZM171 208L173 209V210H171ZM193 208V209H192ZM200 208H201V210H200ZM73 209V210H72ZM191 209L193 210V212L191 211ZM196 209V210H195ZM70 210V211H69ZM108 210H109V208H108ZM118 210V211H117ZM129 211L130 213H128L127 211ZM148 210L151 212L150 214H149V212H148ZM177 210V211H176ZM189 210V211H188ZM196 211V212H195ZM199 211H201V212H199ZM205 211V212H204ZM208 211V212H207ZM210 211V212H209ZM75 212V213H74ZM127 212V213H126ZM155 212L159 215V216H161L162 218H164L163 216H162V212H164V213H166V214H164V215H168V218L165 216V218L167 219H162L161 217H159L157 214H155ZM177 212H178V214H177ZM188 213V216H187V213ZM190 212H192V214L190 213ZM197 212H199L200 214L199 215H201V217L198 215V213ZM204 212V213H203ZM93 213V214H92ZM121 213L123 214V215H121ZM148 213V214H147ZM167 213H169V214H167ZM189 213L191 214V215H189ZM195 213V214H194ZM181 214V216H179ZM209 214V215H210ZM211 214V215H212ZM149 215V216H148ZM158 217H157V216ZM172 215H174L173 216V218H170ZM179 217H178V216ZM193 215V216H192ZM151 216V217H150ZM175 216H177V217H175ZM192 216V217H191ZM205 216V217H204ZM145 217H147L146 219H145ZM117 218V217H116ZM125 220H124V219ZM150 218V219H149ZM152 218V219H151ZM159 218H161L162 220H166L165 222L164 221H162L161 219H159ZM204 218H206L205 220H204ZM123 219V220H122ZM234 219H236V221L238 220V218H233L232 219V222L234 221ZM151 220V221H150ZM169 220V221H168ZM240 220H242V218H240ZM239 220V221H240ZM244 220V219H243ZM148 222L147 224H146V222ZM190 221V222H189ZM91 224H90V223ZM93 222H94V224L96 223V225H94L93 224ZM115 222V223H114ZM154 224H153V223ZM169 224H168V223ZM202 222H198L199 224L198 225H201V226H199L198 228H194L195 229V232H198V230H199V232H201V234L203 235L204 234V236H205V232L203 231V229H202ZM235 222V221H234ZM232 223V226H233V230H231V233L230 234H234L235 233V235H233V236H235V239L237 238V240H239V242H244L245 243V245L248 247V248H250V249H248V250H250V251H254L255 249H258V250H260L261 249V251H259V252H261L262 253V257L260 258V260L262 261V262H260V264H264V231H261V230H259L260 229V227H259V229L257 230V228H256V226H255V228H254V225H253V227H252V225L250 224V223H248V224H250L251 225V227H252V229H251V227L250 226H248V225H246L247 223L245 222V221H243V222H245L246 224L243 226L242 225V223H241V221H240V223H238L237 222V224H236V222L235 223ZM143 223H145V224H143ZM152 223V224H151ZM211 223H213V222H209L208 224L210 225H208L209 227H208V231H209V234L210 233H212V230H211V228L213 227V224H211ZM93 224V225H92ZM116 225V227H113V226H115ZM240 224V225H239ZM103 225V226H102ZM149 225V226H148ZM152 227H151V226ZM153 225H155V226H153ZM212 225V226H211ZM32 226V225H31ZM183 227V229H182V227ZM250 227V228H248V227ZM91 227V228H90ZM148 228L147 230H146V228ZM154 227H156V229L154 228ZM159 227V228H158ZM170 227V228H169ZM185 227V228H184ZM197 227V226H196ZM211 227V228H210ZM242 228V229H240V228ZM258 227V226H257ZM88 228H89V230H88ZM103 228V229H102ZM149 228H151V229H149ZM187 228V230H185ZM96 229V230H95ZM120 229V230H119ZM145 229V230H144ZM193 229V228H192ZM198 229V230H197ZM185 230V231H184ZM191 230V229H190ZM236 232H235V231ZM246 230H247V232H246ZM253 232H252V231ZM91 231V232H90ZM147 231V232H146ZM165 231V232H164ZM208 231L206 232V233H208ZM259 231V233H257ZM97 234H96V233ZM104 232V233H103ZM156 232H157V234H156ZM161 232V233H160ZM189 232V231H188ZM187 232V233H188ZM233 232V233H232ZM263 232V233H262ZM5 233H7V235L8 234H10V232L9 231H7V232H5ZM185 233V234H184ZM248 233V234H247ZM250 233H253V234H250ZM254 233H256V234H254ZM11 234L8 236L9 238L8 239H10L11 238ZM41 234H42V232L39 234V236L37 235L36 236V239L38 240V238L39 237H41ZM65 234V235H64ZM68 234V235H67ZM70 234V235H69ZM196 234V233H195ZM262 234H263V236H262ZM7 235H5V236H0V240L1 239H3V238H5ZM61 235H64L65 237H66V243H64L63 244V246H64V248H66V249H70L71 247V245H73L74 244V241H75V239H72V237L74 236V235H72V232L71 231H69V230H66V229H62V234ZM127 235H128V237H127ZM188 235V234H187ZM197 235V234H196ZM259 235V236H258ZM133 237V236H132ZM198 237V236H197ZM196 237V238H197ZM199 237H201V235H200V233H199ZM92 238V237H91ZM129 238H131L130 239V241L128 242V240H129ZM136 238H137V236H136ZM202 238V237H201ZM201 238L199 239L198 238V241L199 240H201ZM204 238V237H203ZM205 239V238H204ZM37 240H36V242H37ZM122 240V239H121ZM124 240V239H123ZM262 240V241H261ZM202 241V240H201ZM73 242V243H72ZM132 242V243H131ZM184 242V243H183ZM45 243H47V240H44V241H42V242H40V244H39V242H38V244H39V252L40 253H45V251L47 250V246L45 247L44 246V244ZM76 243H77V240H76V242H75V244L73 245V246H75L76 245ZM82 242H80V244H81ZM126 243V244H125ZM131 243V244H130ZM141 243V244H140ZM69 244V245H68ZM67 245V246H66ZM124 245H126V246H124ZM72 246V248L71 249H73L74 247ZM78 245H76L75 246V248L77 249L78 247H77ZM70 247V248H69ZM81 247V248H80ZM79 247V249H80V251L81 250H83V247L82 246H80ZM127 248V249H126ZM160 248H161V250H160ZM164 249V250H163ZM182 249V250H181ZM187 249V251H184L183 252V250H186ZM254 249V250H253ZM263 249V250H262ZM4 249H3V245L0 247V254L1 253H3L4 251H3ZM147 250V251H146ZM158 250V251H157ZM76 252H73V253H75V256L77 255V257H81L82 256V253L79 251V250H75ZM139 251V252H138ZM144 251V252H143ZM183 253H185V254H181L182 252ZM39 252H37V253H33V259H32V264H37V261H38V264H43V260H42V257H39L40 256V254H39ZM80 253V254H79ZM135 255H134V254ZM137 253H138V255H137ZM141 254V255H140ZM92 254L90 253L89 254V256H91ZM140 255V256H139ZM157 255V256H156ZM38 256V257H37ZM70 256H72V254L70 255ZM74 256V255H73ZM134 256V257H133ZM183 256V257H182ZM36 257H37V259H36ZM138 257H140V258H138ZM136 258V259H135ZM183 258V259H182ZM131 259H133V260H131ZM142 260V261H141ZM152 260H153V262H152ZM205 261H207V259H205V257H202L201 258V262L203 263L204 262V264H206L205 263ZM144 262V263H143ZM245 262V261H244ZM256 262H258V261H256ZM259 262H258V264H259ZM211 263H213V262H211ZM254 263V262H253ZM110 264H112V263H110Z\"/></svg>","mask_w":264,"mask_h":264},{"label":"snow or ice","instance_id":"snow-or-ice-1","mask_svg":"<svg viewBox=\"0 0 264 264\" xmlns=\"http://www.w3.org/2000/svg\"><path fill=\"white\" fill-rule=\"evenodd\" d=\"M227 264H240L237 260H231L230 262H227Z\"/></svg>","mask_w":264,"mask_h":264}]
</instances>
